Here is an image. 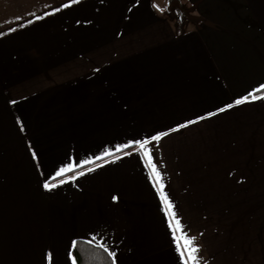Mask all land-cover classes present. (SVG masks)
<instances>
[{"label": "crops", "instance_id": "obj_1", "mask_svg": "<svg viewBox=\"0 0 264 264\" xmlns=\"http://www.w3.org/2000/svg\"><path fill=\"white\" fill-rule=\"evenodd\" d=\"M173 1L0 0V264H182L157 135L192 264H264V0Z\"/></svg>", "mask_w": 264, "mask_h": 264}, {"label": "snow or ice", "instance_id": "obj_2", "mask_svg": "<svg viewBox=\"0 0 264 264\" xmlns=\"http://www.w3.org/2000/svg\"><path fill=\"white\" fill-rule=\"evenodd\" d=\"M81 0H71V4H78L80 3ZM71 4H65L63 5L64 8L70 7ZM154 7H156V5H153ZM57 11H59V9H57ZM51 14V13H49ZM42 17H37V19H40ZM14 31V29H13ZM262 89H264V85H261L259 89H256V92L261 91ZM249 97H251V100H249ZM264 99V96H260V95H255L253 93H249L248 96H245L241 99H238L235 101L236 105H240L243 103H249V102H253L255 100H261ZM233 107V105H228L227 108H231ZM226 109L222 108L220 109V111H225ZM213 115H215V113H213ZM196 121H191L190 123H195ZM161 139L160 136H153L151 138V141H159ZM149 140H144L143 142L137 141L136 143L139 145V149L142 150L143 152V156L144 158H146L148 160L149 165L151 166V176L155 178V185H159L158 188V192L160 195V199L162 201V207L163 210L165 211V215L166 217L169 218V223H168V227L170 229V231L172 232V237H173V241L176 245V249L178 254L181 257L182 260V264H192V262L197 260V256L196 253L199 251L198 248L194 247V240L195 238L192 237L190 238L187 233L184 231V228L181 224V221L177 218V213L174 210V204L170 201L169 197L167 196V194L164 191V183L162 180V176L161 173L158 171L157 166L155 164L152 163V156H151V149H149L148 145L150 144ZM131 144H125L121 147L117 148V151H121L124 148H129L131 147ZM111 153H105V155H110ZM127 154V153H126ZM35 158V157H34ZM97 159H100V157H97ZM92 161L87 160L84 161V164L87 163H91ZM82 165H72L69 164L65 167H62L61 169H59L55 175L52 177L53 180H56L60 177L65 176L66 173L68 172H72L74 171V167H81ZM88 171H92V169H88ZM79 175H84V172H80ZM70 179L74 180L76 179V176H72L70 177ZM67 180L64 179H60L59 183L63 184V183H67ZM154 185V186H155ZM58 185L55 183H48L46 182L43 187L45 188V190H51L55 187H57ZM113 199L115 200L116 197H113ZM93 241H96V237L93 236L91 241H88V243H92ZM73 248H75L77 246V242L73 241L72 244ZM96 246L97 247H103L105 252H108V247L101 243L100 241H96ZM110 256H115V253L109 252ZM73 264H76L75 260H73ZM112 264H115V260L113 259Z\"/></svg>", "mask_w": 264, "mask_h": 264}, {"label": "trees", "instance_id": "obj_3", "mask_svg": "<svg viewBox=\"0 0 264 264\" xmlns=\"http://www.w3.org/2000/svg\"><path fill=\"white\" fill-rule=\"evenodd\" d=\"M127 150L128 149L121 150L104 159H109L110 157L121 154ZM86 167L87 166H84L83 168H79L77 170L69 172L65 174V176L60 177L58 179H63L69 176L71 177L77 171L85 169ZM75 241L77 242V246L75 248L71 246V256L72 259L75 260L76 264H112L113 260L111 259L110 255L104 251L103 248L97 247L96 245L88 243L86 241H82V240H75Z\"/></svg>", "mask_w": 264, "mask_h": 264}, {"label": "water", "instance_id": "obj_4", "mask_svg": "<svg viewBox=\"0 0 264 264\" xmlns=\"http://www.w3.org/2000/svg\"><path fill=\"white\" fill-rule=\"evenodd\" d=\"M170 7H173V8L180 10V5L178 4V2L176 0H174L173 2L170 3Z\"/></svg>", "mask_w": 264, "mask_h": 264}]
</instances>
